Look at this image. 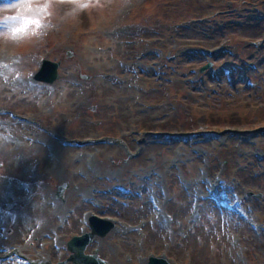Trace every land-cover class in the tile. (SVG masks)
<instances>
[{"label":"rangeland","instance_id":"374dc122","mask_svg":"<svg viewBox=\"0 0 264 264\" xmlns=\"http://www.w3.org/2000/svg\"><path fill=\"white\" fill-rule=\"evenodd\" d=\"M73 7L0 4L27 14L0 22V109L37 123L0 116V256L66 260L97 215L116 229L86 253L109 264H264V0ZM45 59L61 62L48 88Z\"/></svg>","mask_w":264,"mask_h":264},{"label":"water","instance_id":"95a60500","mask_svg":"<svg viewBox=\"0 0 264 264\" xmlns=\"http://www.w3.org/2000/svg\"><path fill=\"white\" fill-rule=\"evenodd\" d=\"M60 67L59 63H54L51 61H44L42 65L41 71L36 76V79L54 83L58 77V68ZM109 140V141H108ZM113 141L112 139L101 140L98 142H78V145H85L91 143H105V142ZM67 185L65 184L64 187L59 188V194L63 195V192ZM249 195H253L249 193ZM260 197V195H258ZM89 225L91 228V232H87L82 236H76L72 238L68 244L67 248L68 251L71 253L68 260L61 264H68L72 262L73 264H109L105 260L99 258L97 253L94 254H86L87 247L95 240L96 237L106 238L108 234L113 231L116 227L115 223L108 221L106 219L99 218L97 216H91L89 218ZM148 264H170L168 260L164 257L156 258L150 257Z\"/></svg>","mask_w":264,"mask_h":264},{"label":"clouds","instance_id":"9594fccd","mask_svg":"<svg viewBox=\"0 0 264 264\" xmlns=\"http://www.w3.org/2000/svg\"><path fill=\"white\" fill-rule=\"evenodd\" d=\"M72 4L74 5L72 14H78L80 12H83L84 10L88 9L90 6L93 5H100L101 0H71ZM122 3L125 7L131 6L133 3V0H122Z\"/></svg>","mask_w":264,"mask_h":264},{"label":"snow or ice","instance_id":"6c2138e0","mask_svg":"<svg viewBox=\"0 0 264 264\" xmlns=\"http://www.w3.org/2000/svg\"><path fill=\"white\" fill-rule=\"evenodd\" d=\"M18 4L19 6L24 7L30 4V0H18ZM10 19H17V17H11ZM14 31L19 32L21 29H14Z\"/></svg>","mask_w":264,"mask_h":264},{"label":"bare ground","instance_id":"6f19581e","mask_svg":"<svg viewBox=\"0 0 264 264\" xmlns=\"http://www.w3.org/2000/svg\"><path fill=\"white\" fill-rule=\"evenodd\" d=\"M21 251H19V253H20ZM28 260H31L30 258H28Z\"/></svg>","mask_w":264,"mask_h":264}]
</instances>
